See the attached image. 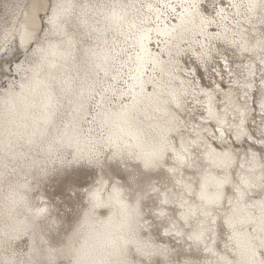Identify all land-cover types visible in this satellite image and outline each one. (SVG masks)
I'll return each instance as SVG.
<instances>
[{
	"label": "clouds",
	"instance_id": "obj_1",
	"mask_svg": "<svg viewBox=\"0 0 264 264\" xmlns=\"http://www.w3.org/2000/svg\"><path fill=\"white\" fill-rule=\"evenodd\" d=\"M0 264H264V0H0Z\"/></svg>",
	"mask_w": 264,
	"mask_h": 264
}]
</instances>
